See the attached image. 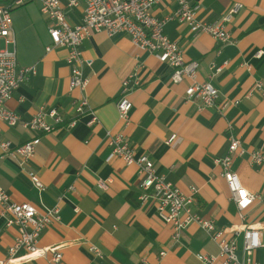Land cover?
Masks as SVG:
<instances>
[{"label": "crops", "instance_id": "obj_1", "mask_svg": "<svg viewBox=\"0 0 264 264\" xmlns=\"http://www.w3.org/2000/svg\"><path fill=\"white\" fill-rule=\"evenodd\" d=\"M188 1L202 5L199 18L206 21L220 18L236 2L242 4L226 26L231 38L226 44L194 33L176 19L164 28L186 60L198 61L197 81L218 90L217 107L186 100L189 79L173 83L168 64L120 32L93 33L82 41V56L91 61L81 71L88 81L82 92L70 90L68 50L46 51L51 43L47 19L39 13H11L18 66H33L35 73L17 87L6 108L22 121H29L38 110L55 109L63 121L49 133L0 122V141L11 147L39 138L26 169L36 172L44 189H36L26 171L1 148L0 185L12 202H30L40 212L60 208V220L46 227L38 240L39 246H60L59 264H203L197 253L218 252L216 241L195 223L174 240L172 226L158 216L156 201H140L137 166L124 164L119 157L109 159L108 131L123 134L137 156L147 155L155 171L184 193L196 188L192 210L212 220L216 229L264 223V165L250 159L253 152L264 154V0ZM176 8L175 0H162L151 11L165 17ZM82 9L83 2L65 10L71 24L81 21ZM136 67L140 84L130 95L132 108L124 121L116 103L122 80ZM80 95H85L97 117L91 125L89 110L78 115L72 105ZM46 122L53 121L46 116ZM230 135L239 139L243 151L233 155L230 170L257 196L243 217L216 163L227 154ZM100 182L107 187L100 188ZM17 233L18 226H6L0 214V260L7 257ZM262 240L252 255L260 264H264V230ZM237 242L241 247V234ZM90 245L100 249L102 258L89 251ZM48 259L49 255L22 264H49ZM213 264L224 263L217 259Z\"/></svg>", "mask_w": 264, "mask_h": 264}, {"label": "built area", "instance_id": "obj_2", "mask_svg": "<svg viewBox=\"0 0 264 264\" xmlns=\"http://www.w3.org/2000/svg\"><path fill=\"white\" fill-rule=\"evenodd\" d=\"M31 0H14L10 5H0V122L13 126L20 124L24 129L49 133L63 121L55 109L47 113L38 110L29 121H22L20 117L6 108V101L10 99L19 85L28 80L35 73L33 66L19 67L16 59L15 37L11 24V8L20 6ZM40 3V11L47 19V29L51 43L46 51L56 47H65L68 50V61L72 64L69 78V89L82 92L87 84V78L82 71L83 65H90L91 61L82 56L80 46L82 41L93 33L104 32L108 36L126 33L132 43L140 49L152 54L160 63H166L172 68L171 80L173 83L189 79L184 90L186 100H197L200 107L219 106V92L209 82H199L196 79L199 63L196 60H186L184 53L177 42L168 38L165 25L170 19L183 23L194 33H206L213 40L221 44L231 42L226 29L234 14L239 13L242 4L236 2L220 18L206 21L199 18L202 9L200 3H190L188 0H175L177 8L172 15L165 17L155 16L151 9L162 0H36ZM83 2L81 21L71 24L65 10L77 7ZM261 53H257L260 55ZM211 68L219 71L214 65ZM137 67L121 82V90L116 103L119 118L126 121L132 108L130 95L139 86L140 79ZM257 88L260 82L256 83ZM237 102L235 101V104ZM75 112L85 113L90 108L85 95H80L72 104ZM91 118L88 125L97 122V117L89 110ZM46 116L52 123L46 122ZM109 159L119 157L124 164H135L140 176L142 193L140 201L148 199L156 201L158 216L172 226L173 238L178 240L180 233L191 223L197 224L216 241L218 252L215 255L197 253V258L203 264H213L221 259L224 264H260L252 258L254 251L263 245L264 223L241 224V226H225L216 229L212 220H205L192 210L197 189L189 187L188 193L168 181L164 175L158 174L152 161L147 155L135 154L128 140L121 133L107 132ZM175 135H172L170 142ZM227 154L216 160L220 164L222 177L235 202L240 217L244 211L256 200V195L244 187L236 173L230 170L232 157L236 152H243L239 139L230 135ZM39 138L34 137L25 143L11 147L8 141L1 142L0 148L4 155H9L17 161L18 168L25 170L32 185L42 191L44 185L36 172L27 170L26 166L34 157ZM258 165H264V154L251 153L250 158ZM100 188L105 189L106 183L100 182ZM0 214L6 219V226L17 225L18 233L10 247L7 257L0 260V264H22L28 260L46 257L49 255V264H59L62 260L60 246H39L40 233L60 220V208L53 206L40 212L32 203L12 202L7 191L0 185ZM242 235V246H238L237 237ZM89 251L102 258V252L95 245L89 246ZM164 253H161V256Z\"/></svg>", "mask_w": 264, "mask_h": 264}, {"label": "rangeland", "instance_id": "obj_3", "mask_svg": "<svg viewBox=\"0 0 264 264\" xmlns=\"http://www.w3.org/2000/svg\"><path fill=\"white\" fill-rule=\"evenodd\" d=\"M40 3L36 0H31V1H28L26 2L25 4L23 5H20V6H14L12 7V10L10 11V14L11 13H16V12H26V13H29V14H41V11H40ZM43 18H45L43 15H42ZM0 45L2 46V41H0Z\"/></svg>", "mask_w": 264, "mask_h": 264}, {"label": "trees", "instance_id": "obj_4", "mask_svg": "<svg viewBox=\"0 0 264 264\" xmlns=\"http://www.w3.org/2000/svg\"><path fill=\"white\" fill-rule=\"evenodd\" d=\"M14 0H0V5H10ZM12 10V8H11Z\"/></svg>", "mask_w": 264, "mask_h": 264}]
</instances>
